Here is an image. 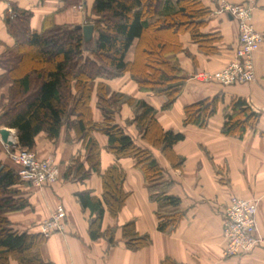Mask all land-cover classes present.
I'll use <instances>...</instances> for the list:
<instances>
[{"label":"crops","instance_id":"crops-1","mask_svg":"<svg viewBox=\"0 0 264 264\" xmlns=\"http://www.w3.org/2000/svg\"><path fill=\"white\" fill-rule=\"evenodd\" d=\"M95 0H85L83 5L64 7L63 0H0V55L16 45L8 33L5 14L10 5L32 13L30 27L41 33L47 25L68 26L81 29L88 25V18ZM210 11L201 32L211 38L209 46L192 40L190 34L181 35L178 51L170 57L172 65L182 72L184 86L174 105L163 109L168 98L163 94L140 89L130 73L112 80L99 79L92 84L90 108L94 123H103L98 108V85H107L111 93L144 101L155 109V118L165 131L184 135L173 153L182 163L174 167L169 158L143 138L136 119V111L128 103L119 105L116 123L132 138L134 143L151 153L163 176L147 182L144 173L131 157L118 158L109 150L108 137L93 132L91 138L100 149L101 172L119 164L126 173L124 191L128 195L116 217L106 208L102 232L112 231L114 243L107 237L93 240L89 209H83L78 194L89 192L103 201L102 178L94 173L83 183L66 180L64 175L73 161L81 158L86 168V143L79 132L65 125L57 140H50L42 132L35 138L31 150L38 159L52 158L59 168V178L52 185L37 188L24 181L17 189L27 206L5 217L12 227L28 234H42L41 225L49 220L61 206L66 214L65 232H55L46 237L40 248L41 258L52 264H162L169 259L176 264H264V250L258 248L241 258L227 259L223 255L224 212L233 197L257 202L258 233L264 237V41L254 56L256 79L245 85L222 87L215 80L202 81L200 74H216L236 58L239 49L238 21L222 11L218 0H200ZM231 5H242L245 0H225ZM253 26L264 36V0H255ZM83 31V30H82ZM137 41L130 48L126 62L133 63ZM4 73L0 69V76ZM7 85L0 90V103L6 102ZM217 99V113L204 127L185 125V108L205 99ZM246 101L259 114L255 128H249L241 138L226 136L223 128L226 113L234 100ZM75 119H72V121ZM5 128L0 126V131ZM11 139L18 143L16 130ZM2 141V140H1ZM19 144V143H18ZM0 162L11 165L6 153L0 152ZM170 184L167 194L181 200L183 220L172 233L158 231L157 211L159 202L151 199L150 187ZM132 225L137 236H149L150 244L140 250L126 246L124 228ZM10 264H17L11 261Z\"/></svg>","mask_w":264,"mask_h":264},{"label":"trees","instance_id":"trees-1","mask_svg":"<svg viewBox=\"0 0 264 264\" xmlns=\"http://www.w3.org/2000/svg\"><path fill=\"white\" fill-rule=\"evenodd\" d=\"M85 0H63L64 7L83 5ZM210 11L200 0H95L88 24L94 26L93 38L85 41L81 29L47 25L41 33L30 27L32 13L10 5L5 14L8 33L15 47L0 55V90L10 85L7 101L0 103V126L16 130L18 146L31 151L42 132L57 140L65 125L73 126L86 143V164L77 158L64 178L83 183L96 173L103 182V201L89 192L78 194L83 209L92 213L90 236L107 237L114 243L112 231L102 232L106 208L114 217L123 208L128 195L123 187L126 173L119 164L102 173L101 149L91 138L98 132L108 137L109 150L118 158L131 157L147 182L162 178L163 169L147 150L138 147L116 123L119 105L128 103L136 111L143 138L160 149L174 167L181 165L173 153L184 135L165 131L156 121L154 108L144 101L111 93L98 85V108L103 123H94L90 102L92 84L99 79L112 80L130 73L141 90L163 94L168 98L163 109H170L180 95L185 79L170 57L179 49L180 36L190 34L193 41L209 46L213 36L201 32ZM137 41L133 63L126 56ZM218 100L205 99L185 108V125L204 127L217 113ZM72 119H75L72 121ZM259 114L244 100L232 102L226 113L223 134L243 137L255 128ZM24 181L11 164L0 162V264H52L41 258L46 241L41 234L16 231L5 217L27 206L17 189ZM170 184L150 187L151 199L159 202L158 231L172 233L183 220L181 200L167 194ZM126 246L140 250L150 244L149 236L140 237L132 225L124 228ZM162 264H176L167 259Z\"/></svg>","mask_w":264,"mask_h":264},{"label":"built area","instance_id":"built-area-1","mask_svg":"<svg viewBox=\"0 0 264 264\" xmlns=\"http://www.w3.org/2000/svg\"><path fill=\"white\" fill-rule=\"evenodd\" d=\"M222 11L238 21L239 49L233 62L216 74H200L196 78L202 81L215 80L222 87L233 84L245 85L255 81L254 56L264 41L252 23L255 0H245L242 5H231L225 0H218ZM17 147V146H16ZM10 162L17 169L23 181H30L33 186L43 188L52 185L59 178V168L54 159H38L28 150L19 149L10 154ZM64 209L59 206L54 215L41 225L43 236L55 232H65ZM223 238L225 258H241L260 248L264 250V237L258 233L257 202L233 197L224 212Z\"/></svg>","mask_w":264,"mask_h":264},{"label":"water","instance_id":"water-1","mask_svg":"<svg viewBox=\"0 0 264 264\" xmlns=\"http://www.w3.org/2000/svg\"><path fill=\"white\" fill-rule=\"evenodd\" d=\"M83 35H84V39L85 41H90L92 40L93 38V32H94V26L91 25V24H88V25H85L83 28ZM0 136H1V140L2 142L9 146V147H13V146H18V143L17 142H14L12 139H11V136H12V132L10 129L8 128H3L1 131H0Z\"/></svg>","mask_w":264,"mask_h":264},{"label":"rangeland","instance_id":"rangeland-1","mask_svg":"<svg viewBox=\"0 0 264 264\" xmlns=\"http://www.w3.org/2000/svg\"><path fill=\"white\" fill-rule=\"evenodd\" d=\"M19 149H21L19 146H17V147H15V146H13V147H9V146H7V145H5L2 141H1V136H0V152H2V153H6V156L8 157V161L10 162V154L11 153H13V152H15L16 150H19ZM10 164H11V162H10Z\"/></svg>","mask_w":264,"mask_h":264}]
</instances>
